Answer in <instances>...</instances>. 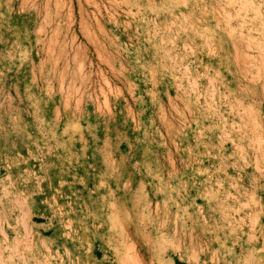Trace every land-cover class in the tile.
<instances>
[{"label": "rangeland", "instance_id": "rangeland-1", "mask_svg": "<svg viewBox=\"0 0 264 264\" xmlns=\"http://www.w3.org/2000/svg\"><path fill=\"white\" fill-rule=\"evenodd\" d=\"M0 254L264 264V0H0Z\"/></svg>", "mask_w": 264, "mask_h": 264}, {"label": "bare ground", "instance_id": "bare-ground-1", "mask_svg": "<svg viewBox=\"0 0 264 264\" xmlns=\"http://www.w3.org/2000/svg\"><path fill=\"white\" fill-rule=\"evenodd\" d=\"M256 75H257V74H256ZM15 201H16V200H15ZM16 203H17V202H16ZM17 205H18V203H17ZM15 206H16V205H15ZM19 208H20V207H19ZM20 215H21V214H20ZM26 217H27V216H26ZM19 219H20V218H19ZM21 219H22V218H21ZM21 219H20V220H21ZM28 219H29V218H28ZM21 223H22V222H21ZM19 224H20V223H19ZM18 226H19V225H18ZM26 227H27V226H26ZM26 227H25V228H26ZM21 230H22V229H21ZM23 230H24V229H23ZM23 230H22V231H23ZM27 230H28V229H27ZM28 231H30V230H28ZM26 232H27V231H26ZM2 233H3V232H2ZM28 233H29V232H28ZM26 234H27V233H26ZM4 236H5V235H4ZM13 236H14V235H13ZM2 237H3V236H2ZM3 238H4V237H3ZM3 238H2V239H3ZM5 238H6V236H5ZM3 241H4V240H3ZM15 241H16V240H15ZM10 242H11V241H10ZM17 242H18V241H17ZM3 243H4V242H3ZM5 243H6V242H5ZM14 247H15V246H14ZM16 249H17V248H16ZM7 250H8V249H7ZM63 250H64V249H63ZM4 252H5V251H4ZM21 253H22V252H21ZM9 254H10V253H9ZM0 255H1V254H0ZM2 255H3V254H2ZM7 255H8V254H7ZM17 256H18V255H17ZM19 257L22 258L21 255H20ZM11 259H12V258H11ZM18 259H19V258H18ZM7 260H8V259H7ZM7 260H6V261H7ZM0 261H1V260H0ZM15 261H17V259H16ZM3 262H4V261H3ZM3 262H2V263H3ZM9 262H10V260H9ZM21 262H22V260H21ZM15 263H16V262H15ZM15 263H14V264H15ZM17 264H18V263H17Z\"/></svg>", "mask_w": 264, "mask_h": 264}]
</instances>
